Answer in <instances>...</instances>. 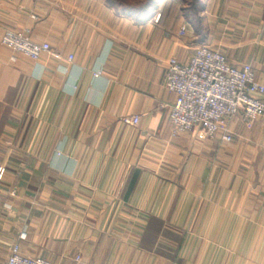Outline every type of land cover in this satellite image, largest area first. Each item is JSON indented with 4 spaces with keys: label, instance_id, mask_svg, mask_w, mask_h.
Masks as SVG:
<instances>
[{
    "label": "crops",
    "instance_id": "crops-1",
    "mask_svg": "<svg viewBox=\"0 0 264 264\" xmlns=\"http://www.w3.org/2000/svg\"><path fill=\"white\" fill-rule=\"evenodd\" d=\"M150 1L0 0V264L15 245L54 264H264V117H237L231 144L174 138L165 88L202 45L264 85V0ZM27 28L62 59L13 63L2 38Z\"/></svg>",
    "mask_w": 264,
    "mask_h": 264
},
{
    "label": "built area",
    "instance_id": "built-area-1",
    "mask_svg": "<svg viewBox=\"0 0 264 264\" xmlns=\"http://www.w3.org/2000/svg\"><path fill=\"white\" fill-rule=\"evenodd\" d=\"M43 0H32L38 3ZM186 34L183 28L181 35ZM6 49L13 53L11 61L17 62V55H23L34 61L44 55L57 60L62 56L53 51L49 43H37L31 38V30L22 32L7 31L1 41ZM70 62L74 56H69ZM102 72L94 75L100 78ZM165 88L175 94L176 102L168 118L174 138L184 134H197L199 140L216 139L225 144L234 141L232 124L241 116L248 128L264 117V85L257 82L251 64L233 66L227 56L218 49L202 45L188 62L171 58L167 62ZM124 123L137 127L141 116L126 117ZM5 169H0V181H3ZM26 234L21 235V240ZM81 257L72 264H80ZM3 264H54L43 258L24 255L21 247L15 245L11 255Z\"/></svg>",
    "mask_w": 264,
    "mask_h": 264
},
{
    "label": "rangeland",
    "instance_id": "rangeland-1",
    "mask_svg": "<svg viewBox=\"0 0 264 264\" xmlns=\"http://www.w3.org/2000/svg\"><path fill=\"white\" fill-rule=\"evenodd\" d=\"M160 0H152L150 1V7L154 10L156 9L157 4ZM206 0H177V4L181 7L184 8L187 11H191V13H196L198 16H201L202 11L204 9V4ZM149 7V6H148ZM172 6L167 7L171 8Z\"/></svg>",
    "mask_w": 264,
    "mask_h": 264
}]
</instances>
